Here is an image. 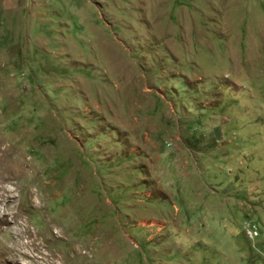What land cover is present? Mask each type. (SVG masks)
Returning <instances> with one entry per match:
<instances>
[{
  "label": "rangeland",
  "instance_id": "rangeland-1",
  "mask_svg": "<svg viewBox=\"0 0 264 264\" xmlns=\"http://www.w3.org/2000/svg\"><path fill=\"white\" fill-rule=\"evenodd\" d=\"M0 264H264V0H0Z\"/></svg>",
  "mask_w": 264,
  "mask_h": 264
},
{
  "label": "bare ground",
  "instance_id": "bare-ground-1",
  "mask_svg": "<svg viewBox=\"0 0 264 264\" xmlns=\"http://www.w3.org/2000/svg\"><path fill=\"white\" fill-rule=\"evenodd\" d=\"M8 223V222H7ZM23 231L24 232H28V230L27 229H23ZM18 232H20V231H18ZM18 245H19V247H21V246H26V244L25 243H18ZM13 250H15V248H13L12 247V254L10 253V256L8 257L11 261H13V262H15V263H17V259L20 257V255H22L23 254V252L21 251V250H18V248H17V252L15 251V252H13ZM7 260V259H6Z\"/></svg>",
  "mask_w": 264,
  "mask_h": 264
}]
</instances>
